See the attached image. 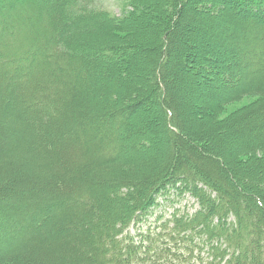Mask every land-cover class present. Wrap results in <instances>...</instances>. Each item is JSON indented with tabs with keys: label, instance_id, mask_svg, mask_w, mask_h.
<instances>
[{
	"label": "trees",
	"instance_id": "1",
	"mask_svg": "<svg viewBox=\"0 0 264 264\" xmlns=\"http://www.w3.org/2000/svg\"><path fill=\"white\" fill-rule=\"evenodd\" d=\"M121 2L0 0V264H264V0Z\"/></svg>",
	"mask_w": 264,
	"mask_h": 264
},
{
	"label": "rangeland",
	"instance_id": "2",
	"mask_svg": "<svg viewBox=\"0 0 264 264\" xmlns=\"http://www.w3.org/2000/svg\"><path fill=\"white\" fill-rule=\"evenodd\" d=\"M100 2H101V4H102V7L104 8V9H106V10H108L109 12H111V13H113L114 15H116V16H120L121 15V9H122V2H121V0H100ZM112 31H119V34H124V33H122L123 31H121L120 29H111ZM119 36H121V35H119ZM123 37V36H122ZM187 44V43H186ZM187 46V45H186ZM206 46V45H205ZM193 48V47H192ZM191 48V49H192ZM226 49V48H225ZM201 50V49H200ZM199 50V51H200ZM193 51V50H192ZM192 51H191V53L190 54H192ZM194 51H196V50H194ZM219 54H221V55H223V56H226V60L228 59V60H230L229 58H230V55H226V54H224V51H223V49H221V50H219ZM191 57H193V56H190L189 58H188V56H187V59H185L186 60V62H185V64H187V66H192L193 64L190 62L191 61ZM199 57L201 58L202 56L201 55H198V56H196V58L197 59H199ZM227 57H229V58H227ZM218 58V57H217ZM196 67H197V65H193V68H195L196 69ZM190 69L189 70V72H190V74H188L189 76H191L192 75V73H193V71H194V69ZM220 70V68L218 69L217 68V71H219ZM183 74H185L186 75V72H184ZM193 78H195V79H197L198 81H201L203 84H197L196 83V81L193 83L192 82V84H191V87L192 88H194L195 86L197 87V86H199V89L201 88V87H204V86H206V85H209V84H207L209 81H208V78H204L203 76L201 77L200 75H197V77L195 76V77H193ZM192 79V78H191ZM190 79V80H191ZM198 90V89H197ZM201 90V89H200ZM256 100V97H251V98H248V97H244V98H242V99H240V100H238V101H235V102H231V103H229L228 105H226V107H225V109L223 110V112L221 113V115H220V118H226L227 116H229V115H232V114H234L235 112H237V111H239L240 109H242L243 107H245V106H249L252 102H254ZM156 110L157 111V113H159L158 111H160V109H159V107H154V106H146V108H145V110H142L141 112H139V116H142V115H147L148 116V119L150 120L149 121V125H150V130H154V129H158L159 127H160V124H159V121H158V119H157V117L156 118H154V114L153 113H155L153 110ZM141 114V115H140ZM161 115V121H162V125L164 126V115L163 114H160ZM134 117L133 118V120L132 121H135V124H137L138 123V125H139V127H141V128H144L145 129V131H147V134L148 133H151L150 132V130L147 128V126H146V124H144L145 122H144V120L142 119L141 120V118L140 117ZM224 118V119H225ZM143 123V124H142ZM164 131H165V133H166V137H167V132H166V128H165V126H164ZM162 136H158L155 140H153L155 143H160L161 141H162ZM210 139V137L207 139V140H209ZM149 140V142H150V144H151V146L147 149V151H150V150H152V147L155 145V143H153L152 142V138L151 139H148ZM154 144V145H153ZM124 156L125 157H130V158H133L134 157V154H133V152L132 151H129V150H125L124 151ZM234 177H236L237 178V174L235 175H233ZM232 178V177H231ZM159 203H161V201H159ZM176 205H178L179 206V208L181 209V210H184L183 211V214H186V215H190L191 213H192V207L191 206H193V207H196V204L194 203V201L192 200V199H190V197H188V196H186L184 199H182V200H178L177 201V203H176ZM165 207L166 206H168V204L167 205H164ZM175 208H178V207H175ZM172 209V208H171ZM171 209L169 210V213H171ZM159 210L160 209H158L157 210V213L159 212ZM153 217H151L149 220H148V222L146 223V224H143V230H145V229H147V227L151 224V226H154V221H153ZM1 220V219H0ZM139 227H141V224L140 225H131L130 226V229H129V232H130V234L131 235H133L134 233H137V231L139 230L138 228ZM1 238V237H0ZM2 239H5V237H2Z\"/></svg>",
	"mask_w": 264,
	"mask_h": 264
}]
</instances>
